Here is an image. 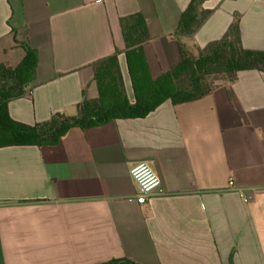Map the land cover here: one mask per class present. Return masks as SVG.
<instances>
[{"label": "crops", "instance_id": "0c3cea01", "mask_svg": "<svg viewBox=\"0 0 264 264\" xmlns=\"http://www.w3.org/2000/svg\"><path fill=\"white\" fill-rule=\"evenodd\" d=\"M190 0H0V64L24 45L38 66L9 117L33 126L75 116L98 95L93 65L117 49L119 19L147 22L152 79L180 62L174 32ZM179 42L194 57L237 17L242 47L264 52V0H207ZM146 163L166 195L137 204L130 168ZM232 186H229V182ZM244 198H250L244 202ZM264 264V73L241 71L203 98L144 119L72 128L55 146L0 148V264Z\"/></svg>", "mask_w": 264, "mask_h": 264}, {"label": "trees", "instance_id": "16d2710c", "mask_svg": "<svg viewBox=\"0 0 264 264\" xmlns=\"http://www.w3.org/2000/svg\"><path fill=\"white\" fill-rule=\"evenodd\" d=\"M206 1L190 0L179 17L173 36L180 52V62L157 80L151 78L143 54L144 45L149 40L146 20L139 13L119 19L133 101L128 99L124 90L116 49L112 55L93 65L98 93L95 99L88 100L83 96L75 116L55 114L49 121L33 126L15 122L7 110V103L24 95L38 66L36 51L24 45V57L17 67L0 64V148L55 146L72 128L87 130L114 120L144 119L167 101L174 106L197 101L224 83L234 82L236 74L241 71L264 73V52L247 51L242 47L237 17L224 36L209 42L196 57L179 42L180 37L195 35L211 15V10L203 7ZM210 78L211 87L208 84ZM233 254H230L228 264H234ZM99 264L136 263L113 258Z\"/></svg>", "mask_w": 264, "mask_h": 264}, {"label": "built area", "instance_id": "2783aa9c", "mask_svg": "<svg viewBox=\"0 0 264 264\" xmlns=\"http://www.w3.org/2000/svg\"><path fill=\"white\" fill-rule=\"evenodd\" d=\"M130 174L134 180V183L138 187V194L135 197L137 204H144L149 199L162 197L166 195L165 190L162 187L160 177L155 173L153 168L146 163L134 164L130 168ZM229 186H232V182H229ZM250 198H244V202H247Z\"/></svg>", "mask_w": 264, "mask_h": 264}, {"label": "rangeland", "instance_id": "374dc122", "mask_svg": "<svg viewBox=\"0 0 264 264\" xmlns=\"http://www.w3.org/2000/svg\"><path fill=\"white\" fill-rule=\"evenodd\" d=\"M122 74V73H121ZM124 76H125V78L124 77H122L123 78V83H124V90H125V93H126V95H127V97H128V99L130 100V101H133V96H132V91H131V84H130V81H129V78H128V75H127V72H125L124 73ZM211 80V78L208 80V84H209V86H210V81ZM212 85V84H211ZM211 87V86H210Z\"/></svg>", "mask_w": 264, "mask_h": 264}]
</instances>
